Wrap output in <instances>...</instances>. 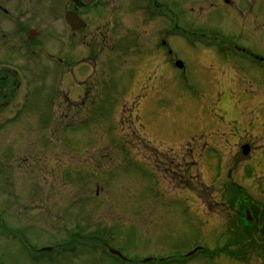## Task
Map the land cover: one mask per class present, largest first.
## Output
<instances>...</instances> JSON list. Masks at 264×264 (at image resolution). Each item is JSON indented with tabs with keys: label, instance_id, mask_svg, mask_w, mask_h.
Here are the masks:
<instances>
[{
	"label": "rangeland",
	"instance_id": "374dc122",
	"mask_svg": "<svg viewBox=\"0 0 264 264\" xmlns=\"http://www.w3.org/2000/svg\"><path fill=\"white\" fill-rule=\"evenodd\" d=\"M144 1L116 0L122 6L112 14L114 27L118 29V22H122L128 29H136V24L143 21L137 9ZM153 1L159 16L178 19L180 29L174 33L180 36L186 28L187 35L183 39L175 37L168 62H158L159 66L166 64L168 72L167 80L164 74L159 78V83L167 87L158 97L133 99L140 79L131 84L130 72L118 69L115 63L112 74L104 76L93 69L92 60L83 68L60 66L55 71L47 63L42 76L38 68L28 65L32 59L22 44H0V74L16 72L14 85H19L16 92H9L10 96L14 94L9 106L0 109V194L11 189L95 188L111 213L106 223L110 236L105 242L124 259L135 262L153 255L158 264H223L226 258L232 262L230 259L239 252L235 244L227 240L225 231L212 230L196 216L199 204L196 206L190 196L176 189L184 180L181 173L175 171L174 179L170 173L176 166L171 161L182 155L179 149L185 141L199 133L206 138L209 131H223L224 142L229 145L235 133V99L225 90L220 92L222 96L210 94L205 76L186 49L189 44L204 42L201 33L210 39L221 27L214 15L206 18L199 6L187 4L189 0ZM56 2L49 0L46 4L47 18L41 26L49 52L61 44V39V45L74 43L64 20L49 14ZM110 3L113 5V0ZM98 9H92L91 14L100 16ZM83 35L88 37L79 38V42L83 40L78 47L80 56L89 46L103 44L100 40L90 43V34ZM173 61L180 62L182 69H177ZM62 93H71L69 102ZM121 105L127 110H119ZM247 124L256 125L252 116ZM203 141L196 145L202 146ZM256 142V147H262L258 155L264 157V139ZM203 155L214 162L223 156L222 167L238 172L239 182L241 175L246 177L252 169V162H232L233 152L206 148ZM219 168L213 163L199 165L197 173L202 172L204 185L213 184L211 190L227 182L226 173ZM54 175L61 180L54 181ZM0 199L4 198L0 195ZM7 217L11 218L6 209L0 210V264H122L101 246L88 244H71L72 252L70 248L61 251L65 250L62 247L51 254L37 255L43 248L61 244L58 236L63 234H58L48 217L30 222ZM7 221L15 222L13 238L7 234L12 227ZM93 227L95 232L103 229L100 223ZM17 238H23L26 244L19 245ZM197 248L200 250L193 256L184 257Z\"/></svg>",
	"mask_w": 264,
	"mask_h": 264
},
{
	"label": "flooded vegetation",
	"instance_id": "af4514ba",
	"mask_svg": "<svg viewBox=\"0 0 264 264\" xmlns=\"http://www.w3.org/2000/svg\"><path fill=\"white\" fill-rule=\"evenodd\" d=\"M48 2L49 0H0V44L5 45L11 41L22 44L32 59L28 61V65L38 68L42 76L46 74L44 65L47 63L55 71L56 68L61 69L60 66L83 68L86 62L89 65L92 60L93 69L103 76L112 74L111 66L115 63L118 69L124 68L130 72L131 84H136L134 81L140 79L133 99L142 96L158 97L165 93L167 84L162 86L159 78L165 75V79H168L167 66L164 63V66H159L158 62H168L176 36L182 39L187 36L186 28L182 29V36L174 33L180 29L178 19L159 16L154 9L156 3L145 0L137 9L140 11L141 21L143 20L141 24L138 22L136 29H128L122 22H118L119 28L116 29L112 14L122 6L116 0H113V5L110 0H57L50 7L49 14L52 18L64 20L65 28L74 43L61 45L64 42L61 39V44L49 52L41 32V26L47 18ZM187 4L199 6L206 18H213L214 15L221 27L220 31L211 34L213 37L210 36V39L207 34L201 33L200 37L204 42L189 44L186 49L205 76L210 94L222 96L220 92L225 90L235 99V133H232L229 145L227 141L224 142L223 131H209L205 133L206 138L199 133L200 139L194 136L185 141L179 149L182 155L176 156V161H171L170 158L171 165H176L175 169H170V173L173 176L175 171L181 173L184 180L176 189L190 196L196 206L199 204L196 216L201 217L205 225L210 224L212 230L225 231L227 240L235 244L238 254L230 259L232 262L226 258L222 261L223 264H264V157L258 155L262 147L255 145L256 141L264 139V120H261L264 114V0H189ZM92 9H98L102 12L101 15L93 16ZM67 13L76 15L85 23V27L72 31L65 22ZM103 21L104 29H101L100 23ZM144 26L148 28H143ZM83 34H90V43L100 40L103 44L89 46L86 53L80 56L81 50L78 47L83 40L79 42V38L88 37ZM177 62L173 61V65ZM137 74L139 76L136 78ZM16 75V72L0 74L1 110L9 106L8 101L14 98V94L10 96L9 92L19 89L18 84L14 85L13 77ZM70 94L62 93L61 97L69 102ZM125 107L126 105H121L119 110L123 112ZM250 116L255 120L254 127L247 124ZM203 128L204 126L201 131L205 130ZM248 128L251 130L248 131ZM202 139L205 140L203 145H196ZM206 148L216 149L220 153L226 151V154L233 152L232 162L237 161L241 165L252 162L251 172H247L246 177L241 175L239 182L238 172L222 167L223 156L214 162L203 155ZM244 148L246 154L243 153ZM210 163L219 165V170L226 173L227 182L221 183L222 187L218 190L210 189L213 184L204 185L201 181L202 172L200 171L201 175L197 173L199 165ZM191 170H195L193 174ZM174 178L177 176L172 177ZM53 180L61 179L54 175ZM58 189H22L20 192L11 189L0 194L4 198L0 199V210L6 209L17 222L22 219L25 222L42 221L48 217L58 234H63V237L58 236L63 240L62 243L55 245L64 247L65 251L71 244H88L106 249L105 240L110 236L106 223L111 213L100 199L99 190ZM207 211L210 212V217L207 216ZM33 212L41 214L31 216ZM82 218L87 220L83 221ZM95 223L102 225V231L93 230ZM10 224L12 227H9L7 234L13 238L17 230L13 227L14 221ZM17 240L19 245L26 244L23 238ZM36 253L41 255L40 251ZM116 259L122 264H158L153 255L135 262L118 257Z\"/></svg>",
	"mask_w": 264,
	"mask_h": 264
},
{
	"label": "water",
	"instance_id": "95a60500",
	"mask_svg": "<svg viewBox=\"0 0 264 264\" xmlns=\"http://www.w3.org/2000/svg\"><path fill=\"white\" fill-rule=\"evenodd\" d=\"M65 22L70 27L72 31L85 27V23H83L76 15L67 13L65 15ZM177 66L180 68V64L178 63ZM243 153L246 154V148H244ZM44 251H50V249H45ZM109 252L113 255L120 256L117 251L109 250Z\"/></svg>",
	"mask_w": 264,
	"mask_h": 264
}]
</instances>
